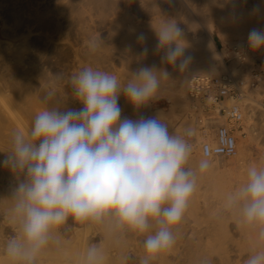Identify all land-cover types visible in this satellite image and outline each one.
<instances>
[{
    "label": "bare ground",
    "instance_id": "1",
    "mask_svg": "<svg viewBox=\"0 0 264 264\" xmlns=\"http://www.w3.org/2000/svg\"><path fill=\"white\" fill-rule=\"evenodd\" d=\"M9 1L10 18H3L9 27L0 31V160L11 151L14 133L20 130L27 134L39 111L81 107L74 99L71 80L83 68L114 74L121 84L131 78L132 69L127 70V66L133 62L139 63L137 67L142 63L167 68L171 77L161 79L155 97L166 96L168 108L155 109L150 101L135 110L123 94L119 99L123 117L159 116L170 131L184 134L190 128L193 132L187 137L193 151L186 166L197 171V188L182 223L174 230V246L151 258L149 264H244L257 247L256 233L241 222L235 210L224 205L226 194L245 181L249 165H264L262 155L259 160L249 152L250 141L264 147V135L260 138L264 132L260 130L264 127V72L255 66V50L247 42L252 29L264 30V0ZM4 2L1 5L6 6ZM222 18L230 22L219 28L217 19ZM8 19L12 21L8 23ZM166 19L175 20L184 31H196L201 22L207 23L205 32L196 31L191 38L184 34L186 54L192 57L184 72L162 64L164 52L155 50L158 41L154 29ZM216 30L225 45L222 50L213 37ZM140 34L145 40L138 42ZM144 47L148 48L146 56ZM225 55L230 56V63ZM118 64L126 69L119 70ZM224 73L244 83L245 93L240 98L226 97L222 102L226 109L238 105L240 120L228 119L218 105L189 94L193 76ZM49 92L54 93L51 98ZM221 125L240 138L237 152L233 157H207L202 145L215 143ZM201 159L211 162L205 173L198 172ZM234 169L239 174L232 175ZM15 183L13 175L0 167V264H14L5 255L4 245L19 235V220L10 197ZM146 235L106 225L78 224L69 218L53 230V239L36 264H81L82 254L92 243L103 249L104 264H140Z\"/></svg>",
    "mask_w": 264,
    "mask_h": 264
},
{
    "label": "clouds",
    "instance_id": "2",
    "mask_svg": "<svg viewBox=\"0 0 264 264\" xmlns=\"http://www.w3.org/2000/svg\"><path fill=\"white\" fill-rule=\"evenodd\" d=\"M155 50H163L162 64L184 72L192 60L186 54L184 33L175 20L154 29ZM138 42L145 37L140 34ZM248 46L264 48V30L248 33ZM95 50L96 44H92ZM148 54L144 47L143 55ZM171 73L156 65L141 66L121 84L116 75L85 67L71 80L79 108L39 111L27 134L17 130L12 149L0 167L15 178L11 191L19 235L4 245L14 264H36L53 239V230L69 218L78 224L106 225L112 230L147 234L140 264L176 242L174 230L182 223L197 188V171L186 167L193 148L184 134L170 131L159 116L123 117L119 104L139 110L147 106ZM53 92L48 93L51 98ZM211 166L201 159L198 172ZM225 208L256 233L257 247L244 264H264V165L251 164L246 179L225 196ZM99 244H89L81 264H104Z\"/></svg>",
    "mask_w": 264,
    "mask_h": 264
},
{
    "label": "built area",
    "instance_id": "3",
    "mask_svg": "<svg viewBox=\"0 0 264 264\" xmlns=\"http://www.w3.org/2000/svg\"><path fill=\"white\" fill-rule=\"evenodd\" d=\"M238 51H240L238 49ZM245 93L244 83L231 73L219 75H195L190 80L189 94L212 105H218L220 110L228 114V119L240 120L239 106H222L226 97L240 98ZM237 139L234 131L226 125H221L216 131L215 143L205 142L202 152L207 157H231L237 152Z\"/></svg>",
    "mask_w": 264,
    "mask_h": 264
},
{
    "label": "rangeland",
    "instance_id": "4",
    "mask_svg": "<svg viewBox=\"0 0 264 264\" xmlns=\"http://www.w3.org/2000/svg\"><path fill=\"white\" fill-rule=\"evenodd\" d=\"M1 1V0H0ZM5 0H3V1H1L0 2V6H3V5H1V3L2 2H4ZM7 1H9V0H6V2H4L5 3V5L7 6H3V8L1 9V7H0V31H2V30H5V29H7L9 26V24L7 25L6 24V22H7V18L5 17V19H3L4 18V16L5 15H7L8 17L11 15L10 14V12H11V7H10V5H12V4H9V2L7 3ZM2 10H5L4 12L6 13H4L3 14V16H2V13H3V11ZM2 11V12H1ZM152 17V16H151ZM153 17H155V15H153ZM10 18V17H9ZM149 18V17H148ZM150 19V18H149ZM148 19V20H149ZM11 20V19H10ZM9 19H8V23H9V21H10ZM4 21H6L5 22V24H4ZM12 21V20H11ZM10 21V22H11ZM218 22H220V23H218ZM229 22H230V19L229 18H222V20L221 19H217V23L216 24H219V28L221 27V28H224V27H226L228 24H229ZM201 25H199L198 26V29L196 30L197 32H205L206 31V26H207V23H206V21L203 23V22H201L200 23ZM7 25V27H5V26ZM4 26V27H3ZM200 27V28H199ZM205 27V28H204ZM203 28V29H202ZM218 28V29H219ZM196 28H191V30H193V31H191L190 29L189 30H183V33L184 34H188L187 35V37L189 38H191V36H193L194 34H195V32L196 31H194ZM200 29H201V31H200ZM186 31H188V32H186ZM217 34V35H216ZM190 35V36H189ZM219 34H218V32H217V30L215 31V33L213 34V37H214V39H215V41H216V43H217V45H218V47H219V49L220 50H222L224 47H225V45L223 44V42H222V40H221V38H220V36H218ZM223 44V45H222ZM234 51V48H231V51ZM255 50V53L253 54V57H254V64H255V66L256 67H261L260 69L262 70V72H264V55L262 56V54H264V48H260V49H254ZM230 52V51H229ZM260 53V54H259ZM229 55V54H228ZM228 55H225V60L228 62V63H230V56H228ZM134 64H132V65H129L128 64V68H127V70H130V69H132L131 71H129L131 74L133 73V72H135L136 71V69H138L139 67H141V66H143V64L141 63L140 64V66L139 67H137L138 65H139V63L137 64V62H133ZM136 63V64H135ZM117 66H119V64L118 65H116V67ZM123 67V66H119V70L121 69V68ZM126 67V66H125ZM118 68V67H117ZM124 68V67H123ZM126 68H124V70H125ZM125 71L126 73H128V71ZM219 73H221V72H219ZM259 72H257L256 74H258ZM129 74V73H128ZM128 74H126V76L128 75ZM131 74H129V75H131ZM216 74V73H215ZM218 74V73H217ZM128 75V76H129ZM123 76H125V74L124 75H122V78H126V77H123ZM128 79H130L129 77H128ZM128 79H125L126 81L128 80ZM124 80V81H125ZM125 81V82H126ZM63 83H65V82H63ZM245 96H247V93H246V95ZM166 96H164V95H159V96H156V97H154L152 100H151V106L152 107H154L155 109H166V108H168L169 106H170V102H168V99L166 98ZM262 101H263V103H264V98L262 99ZM230 107V106H229ZM263 123H264V121H262ZM262 126H264V124H261ZM260 130H263L264 131V127L263 128H261ZM246 134V133H245ZM264 135V132H263V134L261 135V137L260 138H262V136ZM237 137H238V135H237ZM261 140V139H260ZM238 141H240V138L238 137V139H237V143H238ZM258 143H256V142H253V141H250V143H249V152H250V154H251V156H253L254 158H256V157H258V158H256V159H259L260 160V158H259V156H261V160L263 161V159H264V157H263V151H264V147L263 146H261V147H259V145H257ZM238 145V144H237ZM263 147V148H262ZM259 149V150H258ZM263 150V151H262ZM258 151H259V155H258ZM260 151H262V152H260ZM235 156V155H234ZM231 157H233V156H231ZM186 167H188V166H186ZM221 171V172H220ZM219 171V173H222V170H220ZM225 171V170H224ZM237 171H239L238 169H234L233 170V172H232V175H235L234 174V172H236V173H238L239 174V172H237ZM226 172V171H225ZM230 172V173H231ZM227 174H229V172L227 171L226 172ZM226 175V174H225ZM237 175V174H236Z\"/></svg>",
    "mask_w": 264,
    "mask_h": 264
}]
</instances>
